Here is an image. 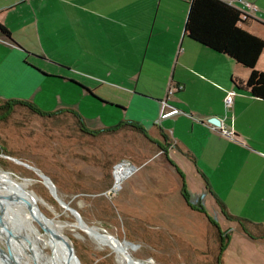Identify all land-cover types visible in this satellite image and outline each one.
I'll return each instance as SVG.
<instances>
[{"label": "crops", "instance_id": "0c3cea01", "mask_svg": "<svg viewBox=\"0 0 264 264\" xmlns=\"http://www.w3.org/2000/svg\"><path fill=\"white\" fill-rule=\"evenodd\" d=\"M190 1L0 0V25L9 33L0 32V101L36 103L39 92L52 86L68 92L72 82L84 91L100 86V97L122 110L124 122L168 144L166 162L151 166L154 158L141 168L152 172L136 188H150L149 218L192 214L209 224L215 222L204 206L215 207V224L240 249L237 264H264V100L245 88L250 70L185 36ZM220 1L239 8V0ZM242 1L257 12L240 28L264 40V0ZM256 70L264 73V50ZM229 91L235 95L226 111ZM166 97L167 117L155 124ZM64 103L59 96L51 111L75 107ZM174 110L218 119L245 147ZM191 182L192 192L201 194L194 200ZM163 196L167 211L161 213ZM224 212L231 216L229 229L219 222L227 220ZM232 217L243 219L245 229ZM227 259L223 253L221 264H233Z\"/></svg>", "mask_w": 264, "mask_h": 264}, {"label": "rangeland", "instance_id": "374dc122", "mask_svg": "<svg viewBox=\"0 0 264 264\" xmlns=\"http://www.w3.org/2000/svg\"><path fill=\"white\" fill-rule=\"evenodd\" d=\"M81 86L72 85L73 90L68 92L63 89L57 91L55 86L48 87L38 93L36 103L29 104L43 113H54L51 111L53 103L60 96L69 108L72 105L77 107L71 111L76 114L81 112L80 118L88 130L113 128L124 122L121 109L109 102L108 105L102 103L105 100L100 96L105 90L96 86L89 93ZM161 145L166 149L168 144L165 142ZM154 158L157 160L151 166H161L165 162V157L156 145L128 127L91 137L80 133L76 121L66 115L57 120H49L25 108L16 107L8 117H0V195L9 200L13 197L23 198V193L51 223L64 225L61 235L72 245L80 264L120 263L108 246L98 244L81 229H77L75 218L58 205L35 172L13 160L48 177L59 199L77 211L89 228L110 235L121 244L130 242L133 247L128 251L133 258L145 261V264L148 260H153L155 264H216L217 239L206 220L192 214L181 219L174 214H161L158 219L149 218L148 209L153 203L147 197L149 187L143 185L144 193L136 188L148 179L150 169L148 166L141 168ZM122 161L138 170L125 177L114 189L113 168ZM193 184H189V191L194 200L201 194L192 192L195 188ZM165 199L163 196L158 200L161 213L167 211L164 209L167 205ZM204 207L216 223L218 210L214 207L215 211H212L206 204ZM31 211L24 209L23 217H31V225L46 237V228ZM1 218L9 219L2 212ZM232 218H236L237 223L239 220L244 221ZM226 219H219V222L223 228L228 225L226 228L229 229L232 220ZM55 244L60 247L58 241ZM0 249L3 251L0 261L9 264L4 254V243H0ZM44 250L48 255L56 257L53 249ZM224 251L227 260L233 264L238 263L240 249L236 245L233 248L227 241Z\"/></svg>", "mask_w": 264, "mask_h": 264}, {"label": "trees", "instance_id": "16d2710c", "mask_svg": "<svg viewBox=\"0 0 264 264\" xmlns=\"http://www.w3.org/2000/svg\"><path fill=\"white\" fill-rule=\"evenodd\" d=\"M240 16V12L237 9L220 0H191L184 25V34L193 42L217 54L226 55L237 64L250 70L245 88L252 97L264 100V73L256 70L258 59L264 50V40L241 29L240 25L244 22L241 21ZM0 32L4 36L9 37L8 31L1 25ZM72 83L73 85L80 86L75 82ZM87 92L91 93L88 90ZM102 103L108 105L105 101ZM16 107L25 108L40 118L49 120H57L65 115L70 116L76 121L79 132L91 137H96L103 133H114L123 127H128L137 131L149 142L156 145L163 157H165L167 152V149L151 141L141 127L132 123L123 122L116 127L98 131L88 130L85 128L80 116L72 111L43 113L27 102L13 100L0 101V117H8ZM116 108L118 107L116 106ZM224 216L230 218L226 212H224ZM244 223L245 221L239 220V224L243 229H245ZM209 224L214 230L215 233H213L217 239L218 252L216 264H221V256L226 246V236H223L215 223L209 221Z\"/></svg>", "mask_w": 264, "mask_h": 264}, {"label": "bare ground", "instance_id": "6f19581e", "mask_svg": "<svg viewBox=\"0 0 264 264\" xmlns=\"http://www.w3.org/2000/svg\"><path fill=\"white\" fill-rule=\"evenodd\" d=\"M13 162L31 170L29 167L23 165L22 163H19L15 160H13ZM127 174L128 171L127 169H125V167L117 166L114 169V189L115 186L119 185L121 180L127 176ZM21 194L23 198L13 197L9 200L4 199V197L0 195V211L4 216H7L9 218H1V221L6 227L5 229L11 231L13 234V238L9 240L8 246L10 247L12 254L15 257V261L18 264H60V255L62 253L61 231L64 229V225L61 226L51 223V220H49L37 207H35L30 199H28L23 193ZM24 209L27 211L32 210L38 216V219L43 223L44 227L47 230L46 237H43L38 233L36 229H34V227L30 223L31 217H23L22 212ZM76 224L77 226H74H76L77 229H81L83 233H85L88 237H91L92 240H94L98 244L108 246L114 252V254L117 255L120 264H145V261L133 258L129 253L128 250L133 247L130 242H124L123 244H121V242H119L116 238L115 239L117 241L109 237L108 235L99 233L94 228H89L86 224L85 225L87 227H82L77 222ZM5 229H0L1 244H5ZM49 238L51 240H49ZM53 240L58 241L60 247H57L55 241L53 242ZM45 248L53 249L56 253V257L48 255L44 250ZM0 264L3 263L0 261Z\"/></svg>", "mask_w": 264, "mask_h": 264}, {"label": "built area", "instance_id": "2783aa9c", "mask_svg": "<svg viewBox=\"0 0 264 264\" xmlns=\"http://www.w3.org/2000/svg\"><path fill=\"white\" fill-rule=\"evenodd\" d=\"M237 2H238V6H239V8L237 10L240 12V15H241L240 19H241L242 22L247 21L251 14H254L255 12H257V9H256V7L253 4L245 2V1H242V0H239ZM228 5L234 8V6L232 5L231 2H229ZM178 89H181V87H179ZM172 93H173V90L169 88L167 90V97H168V95H171ZM234 95H235L234 91H229L226 94V96L224 98V108H225L226 111H228L232 107ZM167 97H166V99H164L163 101L160 102L161 113H160L159 119L156 121L155 124H158L160 119L162 120V119L167 117L166 115L162 114L164 108L167 106V103H166V100L168 99ZM172 115H183V116H186V117L190 118L193 122H196V123H199V124L205 126L210 132L216 133L220 137H222V138H224V139H226L228 141H231V142H233L235 144H238L240 146L245 147V145L242 142H240V140L238 139L237 135L235 134V132L233 131L231 126L228 127V126L224 125L221 122H220L219 126H216V125H214V124H212L210 122L211 119L200 120V119L195 118V117H193V116H191L189 114L182 113L179 110H174L172 112ZM117 166L125 167V169H127V171H128L127 176H130L132 173H135L138 170L135 166L130 165L129 163H127L125 161H122L121 163L117 164L113 168V170ZM113 173H114V171H113ZM123 179L121 180V182L123 181ZM113 191H114V189H113ZM146 264H155V263L153 262V260H148L146 262Z\"/></svg>", "mask_w": 264, "mask_h": 264}, {"label": "water", "instance_id": "95a60500", "mask_svg": "<svg viewBox=\"0 0 264 264\" xmlns=\"http://www.w3.org/2000/svg\"><path fill=\"white\" fill-rule=\"evenodd\" d=\"M210 122L216 126L220 125V121L216 118L211 119ZM15 161H17V160H15ZM17 162H19V161H17ZM19 163H22V162H19ZM22 164L29 167L33 172L36 173V175L42 180L43 184L46 187H48L52 198L58 203L59 206H61L65 211L69 212L75 218L76 222L80 226L87 227L85 225V223L83 222L79 213L77 211H75L74 209L70 208L68 204H65L64 202H62L59 199V197L57 196V193H56L55 186L53 185V183L51 182V180L48 177H46L43 174H39L37 172V170L32 168V167H30L24 163H22ZM5 228L6 227L3 225L2 221H1V212H0V229H5ZM5 231H6V240H5L6 253H4V254L6 255V258H7V261L9 262V264H18L15 261V257L13 256L10 247L8 246V242L11 238H13V234L11 231H9L7 229H5ZM103 235H105V234H103ZM108 236L113 238L114 240H116L114 237H112L110 235H108ZM61 243H62V253L60 255V257H61L60 258V264H80L78 258L75 255V252H74L72 245L70 244V242L67 240L66 237L62 236ZM1 252H3V251L0 249V254H1Z\"/></svg>", "mask_w": 264, "mask_h": 264}]
</instances>
